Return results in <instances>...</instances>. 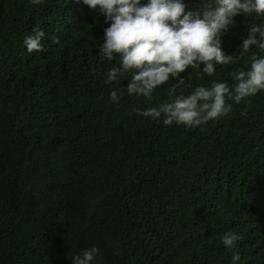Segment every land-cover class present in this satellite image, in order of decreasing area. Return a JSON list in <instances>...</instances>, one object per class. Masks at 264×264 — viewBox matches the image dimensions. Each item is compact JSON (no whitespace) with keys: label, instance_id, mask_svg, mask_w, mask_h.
<instances>
[{"label":"trees","instance_id":"1","mask_svg":"<svg viewBox=\"0 0 264 264\" xmlns=\"http://www.w3.org/2000/svg\"><path fill=\"white\" fill-rule=\"evenodd\" d=\"M234 20L223 49L240 59L213 77L187 69L176 95L250 63L238 48L264 18ZM107 26L75 0H0V264H71L93 245L99 264H230L227 231L242 235L240 264H264V91L199 127L144 118L175 81L110 103L123 83H103ZM37 27L43 50L28 53Z\"/></svg>","mask_w":264,"mask_h":264},{"label":"clouds","instance_id":"2","mask_svg":"<svg viewBox=\"0 0 264 264\" xmlns=\"http://www.w3.org/2000/svg\"><path fill=\"white\" fill-rule=\"evenodd\" d=\"M42 0H29L33 6ZM90 10L98 11L108 25L97 45L98 56L113 64L104 73L103 83L110 87V103L119 104L122 95L151 100L161 86L168 88L169 101L137 111L144 118L160 121L165 126L199 127L208 121L228 115L233 103L264 91V20L248 26L239 46L240 56L251 52L244 70L231 73L234 83L212 81L198 84L190 93L180 89L192 81L187 69H200L213 77L218 65L235 64L240 57L226 54L223 36L239 16L264 18V0H202L193 8L186 0H75ZM45 31L37 27L24 37L28 53L43 50ZM253 47L257 51H252ZM200 78V73H196ZM126 81V83H124ZM241 116H247L242 112ZM242 235L227 231L222 245L231 252L230 264H240L239 242ZM101 249L93 245L71 258V264H99Z\"/></svg>","mask_w":264,"mask_h":264}]
</instances>
